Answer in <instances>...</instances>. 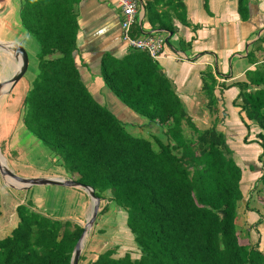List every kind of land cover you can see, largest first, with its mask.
<instances>
[{
  "label": "trees",
  "instance_id": "obj_1",
  "mask_svg": "<svg viewBox=\"0 0 264 264\" xmlns=\"http://www.w3.org/2000/svg\"><path fill=\"white\" fill-rule=\"evenodd\" d=\"M16 1L20 26L39 47L35 76L20 101L22 124L73 181L94 190L103 203L96 221L110 204L123 209L139 251L132 258L107 250L89 264H264L260 238L251 235L257 222L248 229L237 224L241 211H255L242 193L244 169L217 128L214 92L220 72L206 66L199 73L207 114L214 120L199 128L157 60L131 48L122 58L104 54L99 64L104 86L142 126L156 129L150 139L134 137L91 95L76 66L80 0ZM259 1L236 0L241 22L253 18L251 5ZM143 10L151 29L168 35L174 32L173 20L189 26L185 0H149ZM143 36L135 24L131 37ZM262 42L264 36L247 52L253 67L243 80L221 87L237 91L232 106L250 124L243 122L248 131L257 128L250 142L244 141L261 150L253 190L264 199V61L256 57ZM0 148L4 151L3 144ZM15 213L16 226L0 240V264H70L81 225L25 202Z\"/></svg>",
  "mask_w": 264,
  "mask_h": 264
},
{
  "label": "crops",
  "instance_id": "obj_2",
  "mask_svg": "<svg viewBox=\"0 0 264 264\" xmlns=\"http://www.w3.org/2000/svg\"><path fill=\"white\" fill-rule=\"evenodd\" d=\"M137 1L140 9L136 24L141 27L143 34L161 36L165 40L170 38L163 56L157 60L162 72L172 81L188 111L192 115L198 113L201 116L200 120L205 123L211 121V117L207 114V99L204 98L205 96L201 90L199 73L206 66L214 67L220 72L221 76L216 77L220 86H217L214 92L219 99L218 107L219 115L221 116L218 127L227 126L230 128L229 133H236L235 136H232L228 133L226 134L225 129H219L224 132L227 144L233 150L237 164L241 162L246 167L247 172L243 170L242 182V193L245 195V200H249V196L254 198L256 192L253 188L261 170V163L258 162L261 150L255 143L245 144L244 140H246V143L250 142L255 130L252 129L253 126H250V131L246 129L243 122L247 125L250 124L240 113L239 108L232 106V101L237 91L232 88L224 90L221 85L243 80L244 73L253 67L248 64L246 54L251 49V44L264 36V0L251 5V11L255 15L248 22H241L238 18L236 0H208L209 13L204 9V0H185L186 19L189 26L186 27L180 21L173 20L175 28L171 36L165 32L151 29L146 22L143 10V4L149 0ZM210 8L211 10H209ZM77 9L79 31L75 57L76 66L83 83L99 103L104 104L112 113H118L120 119L126 116L128 117L126 119H134L138 123H143L113 96L104 86L99 75L100 59L104 54L107 53L116 58H122L129 50L120 36L119 8L112 0H80ZM259 34L260 36L258 37ZM261 47L263 51L258 52L256 57L259 61H264V43L261 44ZM177 56H180L182 60H176ZM11 58L17 60L15 55ZM218 64H220V67ZM204 112L207 115H204ZM194 118L195 122L199 120L197 116H194ZM223 119L227 121L226 125ZM236 127L238 131L234 129ZM247 151H250V154L244 156ZM53 161L55 160L53 159ZM46 178L71 179L65 173H54ZM0 181L3 182V179L0 178ZM255 197L258 199L257 195ZM86 210L87 205L83 208L81 214V219L84 217V223L89 216V212L86 213ZM107 210L109 211V209ZM254 211V213H245V222L249 226L253 223H258H256L254 232L260 231V229L264 231V224L263 227L261 225L264 221L257 215V210ZM71 220L79 225L82 224L79 219ZM251 235L252 239L257 238L255 233ZM258 238H260L261 249L264 250V234H262V237L258 235ZM242 241L243 244L246 243L245 240ZM133 253L132 258L139 256L137 248ZM96 258L97 256H95L93 261Z\"/></svg>",
  "mask_w": 264,
  "mask_h": 264
},
{
  "label": "rangeland",
  "instance_id": "obj_3",
  "mask_svg": "<svg viewBox=\"0 0 264 264\" xmlns=\"http://www.w3.org/2000/svg\"><path fill=\"white\" fill-rule=\"evenodd\" d=\"M17 3L16 0H0V42L21 44L27 53L28 69L25 75L12 88L5 86L6 92L0 95V145L2 146L3 144L4 151L1 148L0 150L5 157L7 167L18 177L32 179L45 178L54 173L66 174V171L52 160L53 156L48 148L32 136L22 124L20 101L27 94L26 92L31 86L30 82L35 76L36 68L34 66L38 61L39 47L35 39L26 35L21 28ZM250 46L248 47L250 48ZM165 48L166 44H164V51ZM17 65L18 62L14 58H11L0 49V82L10 79L14 75ZM218 66L220 67V64ZM114 114L118 117V113ZM204 115L207 114L205 113ZM194 116L199 119L196 121V125L199 128H207L214 123L213 118H210L211 121L205 123L200 120L201 116L198 113H194ZM125 118L128 117L125 116ZM220 118L221 116L219 115L218 119ZM118 120L123 122L125 131L134 137L150 139L149 135L156 133V129H147L134 119H120L118 117ZM224 123L226 125L227 121L224 120ZM217 128L225 129L226 134L236 135L235 132L229 133L230 128L227 126H222L221 128L217 125ZM234 129L237 130V127ZM252 129L256 130L257 128L252 127ZM243 146L245 145L243 144ZM249 154L250 151H247L244 156ZM238 164L247 172L243 163L239 162ZM67 175L70 177L69 174ZM255 195L258 196V199ZM259 196L257 193L254 194V198L249 196L248 204L251 209L257 210V215L264 221V199ZM0 201V240L16 226L17 216L15 208L20 203H29L36 210L53 218L79 219L82 221V226L85 224L83 221L84 217L81 219L83 208L87 205L86 213L89 212L88 214H90L91 209V203L82 189L33 186L27 190H15L8 187L6 180L0 181ZM101 207H103L102 202ZM122 210L110 204L109 211L99 217L87 230L81 249V254L84 258L78 264H89L90 261L94 260L95 256L107 250H113L115 257H122L127 253L132 257L136 248L134 247L135 244H133V237L126 227V214ZM244 217L245 211H241L237 223L238 226H241V229H247L249 226L245 222ZM263 224L264 222L261 223L262 227ZM255 234L256 237L258 235L262 237L264 231L260 229ZM240 244L242 245L243 241H240ZM259 247L261 248L260 243Z\"/></svg>",
  "mask_w": 264,
  "mask_h": 264
},
{
  "label": "water",
  "instance_id": "obj_4",
  "mask_svg": "<svg viewBox=\"0 0 264 264\" xmlns=\"http://www.w3.org/2000/svg\"><path fill=\"white\" fill-rule=\"evenodd\" d=\"M171 36V34H170ZM167 39L165 40V42ZM13 47L14 53L19 57V67L15 70L14 75L8 79L0 82V95L6 92L5 86L12 88L26 73L28 69V57L27 53L18 43L12 42H0V49L7 50L9 46ZM10 50V48H9ZM0 176L3 180H6L8 187L15 190H27L33 186H58L66 188H79L82 189L88 196L91 209L88 219L83 226V233L75 245L70 264H78L81 249L84 241V237L87 234V230L95 223L96 217L99 212L100 200L94 194V190L91 187L82 185L73 181L72 179H59V178H32L26 179L16 176L6 165L5 157L2 155L0 150Z\"/></svg>",
  "mask_w": 264,
  "mask_h": 264
},
{
  "label": "built area",
  "instance_id": "obj_5",
  "mask_svg": "<svg viewBox=\"0 0 264 264\" xmlns=\"http://www.w3.org/2000/svg\"><path fill=\"white\" fill-rule=\"evenodd\" d=\"M120 10V36L128 48L147 53L152 59L163 56L164 38L161 36L131 37L132 27L137 22L139 3L137 0H112ZM177 57L176 60H180Z\"/></svg>",
  "mask_w": 264,
  "mask_h": 264
},
{
  "label": "bare ground",
  "instance_id": "obj_6",
  "mask_svg": "<svg viewBox=\"0 0 264 264\" xmlns=\"http://www.w3.org/2000/svg\"><path fill=\"white\" fill-rule=\"evenodd\" d=\"M8 49L7 50H4V49H2V52H4V53H7V55H9L10 57H13L14 55L16 56V58H17V60H19V57L14 53V51H13V47L10 45L9 47H7ZM9 48L11 49V50H9ZM16 60V61H17ZM20 65V64H19ZM18 68V65L16 66V69Z\"/></svg>",
  "mask_w": 264,
  "mask_h": 264
},
{
  "label": "clouds",
  "instance_id": "obj_7",
  "mask_svg": "<svg viewBox=\"0 0 264 264\" xmlns=\"http://www.w3.org/2000/svg\"><path fill=\"white\" fill-rule=\"evenodd\" d=\"M138 2V1H137ZM139 9H140V7H139ZM138 12H139V10H138ZM137 23V22H136ZM146 36H154V35H146ZM143 37H145V36H143ZM142 38V37H141ZM164 40H165V38H164ZM164 44H166V42L164 41ZM167 45V44H166ZM163 52H164V49H163ZM177 57H180V56H177ZM176 57V58H177ZM181 58V57H180ZM180 60H182V58L180 59ZM87 195V194H86ZM88 197V196H87ZM89 199V198H88ZM90 201V200H89ZM101 202H100V206H99V211L101 210ZM99 213V212H98ZM97 218V217H96ZM96 221V220H95ZM82 226V225H81ZM83 227V226H82Z\"/></svg>",
  "mask_w": 264,
  "mask_h": 264
}]
</instances>
